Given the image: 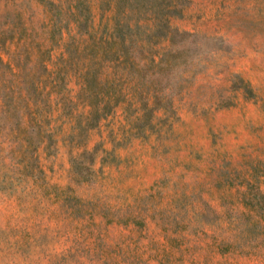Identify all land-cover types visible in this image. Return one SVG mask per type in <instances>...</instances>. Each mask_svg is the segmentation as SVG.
Here are the masks:
<instances>
[{"label": "rangeland", "instance_id": "obj_1", "mask_svg": "<svg viewBox=\"0 0 264 264\" xmlns=\"http://www.w3.org/2000/svg\"><path fill=\"white\" fill-rule=\"evenodd\" d=\"M112 17L146 70L93 121L73 51ZM0 40L34 106L28 149L0 114V264H264V0H0Z\"/></svg>", "mask_w": 264, "mask_h": 264}, {"label": "trees", "instance_id": "obj_2", "mask_svg": "<svg viewBox=\"0 0 264 264\" xmlns=\"http://www.w3.org/2000/svg\"><path fill=\"white\" fill-rule=\"evenodd\" d=\"M112 19L114 20L113 25L110 28L106 25L102 26L97 36L95 35V31L93 33H90L88 30L83 31L86 37L80 39L81 44L73 51V55L76 54L78 62L75 65L74 63L72 64V74L79 83L80 91L83 92L85 96L84 101L89 106L88 115L93 121H96L98 117L110 112L120 101L129 100L128 97H125L124 91L120 89V84L118 82H121V80L125 76L130 75V73L146 70L143 68L144 65L137 66L133 63L130 50L125 48L126 34H128L129 25L124 22L123 18L116 19V17H112ZM74 22L76 23V30H78L81 22L78 18H75ZM12 36L13 35L9 34L6 38L11 39ZM0 43L2 46L4 40H0ZM141 57L148 65L147 67L151 69L149 75L160 68L162 63L161 58H156L155 55H152V53L148 51H145L144 55ZM72 59L73 56H68L66 61H72ZM66 61L64 60L63 64H66ZM11 64L12 63H9V61H3L0 58V68L7 78L5 81H9L10 77L17 79V75L19 74V70L15 71L13 69L14 65ZM119 72H123V75ZM152 80H154L152 75L144 79V81L142 75H140V77L137 75L132 77V81H134L132 84L134 87L144 94L147 93V95H142L132 90L130 93L135 95L132 99L134 100L136 98L144 107L147 106V101L150 96L148 89L152 90L151 102L155 105L154 100L157 95ZM144 84L146 88L143 87ZM139 87L141 89H139ZM130 93H128L129 96H131ZM16 94L17 96H13L12 99L9 98V101L0 100V114L8 118L11 115V111H15L16 104L22 106L26 123L24 125H19L18 122L20 121L17 120V127L9 128L8 133L10 136L16 133L15 137L18 147L28 149L33 145L32 129H29V124H31L29 119L30 114L34 113L31 112L34 106L31 105L30 107L27 94L24 90H18ZM150 109L151 111L154 110L152 107ZM35 134L37 138H40L39 133L35 132ZM38 142L39 141H37V143Z\"/></svg>", "mask_w": 264, "mask_h": 264}]
</instances>
